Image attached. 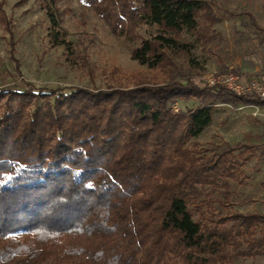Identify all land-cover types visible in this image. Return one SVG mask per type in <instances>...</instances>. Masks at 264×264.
<instances>
[{
  "label": "trees",
  "instance_id": "16d2710c",
  "mask_svg": "<svg viewBox=\"0 0 264 264\" xmlns=\"http://www.w3.org/2000/svg\"><path fill=\"white\" fill-rule=\"evenodd\" d=\"M43 1L52 45L69 49L56 0ZM81 1L117 36L137 39L143 24L156 25L161 32L141 37L132 52L151 67L174 65L175 49L189 51L170 33L214 38L222 17L241 14L264 32L251 11L215 0ZM4 3L0 19L21 72ZM26 85L0 87V264H230L264 256V212L219 213L201 202L208 188L230 195L242 159L264 156V143L200 150L194 141L218 102L264 107L260 95L192 74L69 92Z\"/></svg>",
  "mask_w": 264,
  "mask_h": 264
},
{
  "label": "rangeland",
  "instance_id": "374dc122",
  "mask_svg": "<svg viewBox=\"0 0 264 264\" xmlns=\"http://www.w3.org/2000/svg\"><path fill=\"white\" fill-rule=\"evenodd\" d=\"M52 2L51 0H49ZM236 12L251 11L264 26V0H215ZM54 8L62 12L61 26L70 48L52 45V24L43 0H5L4 8L13 23L17 41L15 56L21 61V72L10 51V35L0 19V87L18 88L31 83L48 90L74 87H133L142 83H160L172 74L196 75L202 84L221 73L264 74V32L256 28L249 16L221 18L210 35L199 38L196 30L170 33L189 51L175 49L174 65L151 67L132 56L142 38H153L161 31L153 24H143L140 38L115 35L106 21L81 0H56ZM219 17L222 12L215 9ZM203 26V19L200 20ZM236 70V71H235ZM200 104L199 99L178 102L176 109ZM212 123L194 139L200 150L235 145L240 141L264 143V107L217 103ZM210 153V152H209ZM246 156H249L247 154ZM231 194L224 188H208L201 202L204 208L219 213L264 212V156L259 153L242 159L235 177L230 178ZM198 215H196V218ZM230 264H264V256L237 257Z\"/></svg>",
  "mask_w": 264,
  "mask_h": 264
},
{
  "label": "built area",
  "instance_id": "2783aa9c",
  "mask_svg": "<svg viewBox=\"0 0 264 264\" xmlns=\"http://www.w3.org/2000/svg\"><path fill=\"white\" fill-rule=\"evenodd\" d=\"M209 84H221L237 94L255 93L264 98V74L249 77L233 72L221 73L212 77Z\"/></svg>",
  "mask_w": 264,
  "mask_h": 264
},
{
  "label": "crops",
  "instance_id": "0c3cea01",
  "mask_svg": "<svg viewBox=\"0 0 264 264\" xmlns=\"http://www.w3.org/2000/svg\"><path fill=\"white\" fill-rule=\"evenodd\" d=\"M251 77H253V76H251Z\"/></svg>",
  "mask_w": 264,
  "mask_h": 264
}]
</instances>
